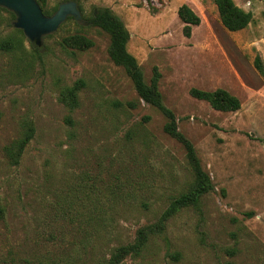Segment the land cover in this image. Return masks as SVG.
<instances>
[{"label": "rangeland", "instance_id": "rangeland-1", "mask_svg": "<svg viewBox=\"0 0 264 264\" xmlns=\"http://www.w3.org/2000/svg\"><path fill=\"white\" fill-rule=\"evenodd\" d=\"M37 1L47 16L75 1L83 18L109 8L124 22L129 52L148 84L158 68L164 104L214 190L162 224L195 175L167 119L111 60L110 35L67 19L36 51L0 7V44H17L0 49V264H99L146 226L162 232L123 264H264V0H234L254 16L239 32L223 27L214 0ZM185 4L201 18L190 38L178 16ZM76 34L93 46L64 48ZM81 81L72 107L68 93ZM193 88L226 89L241 109L216 111Z\"/></svg>", "mask_w": 264, "mask_h": 264}, {"label": "trees", "instance_id": "trees-1", "mask_svg": "<svg viewBox=\"0 0 264 264\" xmlns=\"http://www.w3.org/2000/svg\"><path fill=\"white\" fill-rule=\"evenodd\" d=\"M200 1L204 2L206 0ZM214 3L217 6L220 21L223 27L230 32L242 31L248 28L253 22V13L238 6L234 0H214ZM78 7L80 11L83 12V9L79 4ZM11 14L15 18L14 13ZM45 14L47 13L45 12ZM178 16L185 24L183 29L184 36L186 38H190L192 36L193 27L201 24V18L186 4L179 8ZM69 19L74 18L69 17L68 20ZM83 19L86 20L90 26L100 28L110 35L111 43L109 47V56L111 60L115 65L121 66L126 70L139 97L147 104L156 108L167 119V123L164 127L165 133L182 144L187 152V158L194 172L195 181L189 190L175 199L165 211L161 219V223L164 224V222L178 214L182 209L190 206H199L202 197L214 190L211 177L203 169L192 142L180 132L175 113L164 104L163 96L159 90L161 73L158 68H154L153 70L151 83L148 84L145 81L144 73L138 63V60L128 50L130 33L124 22L109 8H101L95 12L91 18ZM32 44L36 51H40L39 47H37L34 43ZM61 44L64 48L78 50H87L93 46V42L91 40L80 34L63 38ZM16 46L17 44L5 40L0 44V49L9 51L14 49ZM256 66L259 72L264 74V66L260 58L256 60ZM83 87L84 82L81 81L69 91L68 94L72 107L77 106V95ZM190 94L195 99L209 103L216 111L237 112L241 109L242 104L240 99L232 95L226 89L219 88L214 91H205L193 88L190 91ZM34 133V127L30 126L23 135L22 139L17 143L15 151L12 152L10 156L16 163L22 157L27 145L34 138ZM8 152L10 153L11 150H8ZM0 218H4V209L1 206ZM160 232H162L161 226H146L139 229L137 237L133 243L115 248L111 252L109 258L102 260L99 264H123V262L130 257L140 256L146 248L151 235H155Z\"/></svg>", "mask_w": 264, "mask_h": 264}, {"label": "water", "instance_id": "water-1", "mask_svg": "<svg viewBox=\"0 0 264 264\" xmlns=\"http://www.w3.org/2000/svg\"><path fill=\"white\" fill-rule=\"evenodd\" d=\"M0 7L15 14L14 27L22 30L39 48L43 46L44 37L55 33L69 17L79 22L83 20L75 1L61 4L53 16H47L37 0H0Z\"/></svg>", "mask_w": 264, "mask_h": 264}]
</instances>
